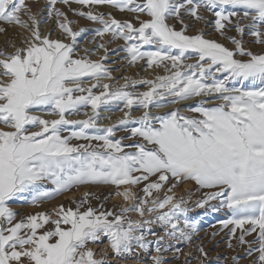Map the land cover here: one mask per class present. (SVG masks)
Masks as SVG:
<instances>
[{
	"label": "snow or ice",
	"instance_id": "obj_1",
	"mask_svg": "<svg viewBox=\"0 0 264 264\" xmlns=\"http://www.w3.org/2000/svg\"><path fill=\"white\" fill-rule=\"evenodd\" d=\"M60 2L84 7L108 4L119 11L145 15L147 19L137 15L136 27L111 14L105 19L103 13L73 10L103 25L96 35L111 33L114 39L131 42L125 49L130 64L146 59L149 68L163 66L176 71L170 76H158L155 81H132L133 86H150L139 94L126 91L127 82L114 90L107 83L82 87L84 78L99 82L114 77L102 63L77 57L75 43L79 33L70 27L72 22L66 13L55 7L57 0H49L48 15L54 11L57 17L64 18L59 27L72 38L71 44L42 35L25 0H0V22L27 32L23 47L12 44L11 53L0 51V264H108L107 250L97 258L89 247L103 238L118 257L136 249L147 251L155 243L157 255L152 256V264H163L161 254L169 250L171 241L190 242L198 231L197 223L187 219L185 199L175 200L173 190L185 182L194 183L197 190H207L196 201L197 208L207 206L213 212H230L231 218L220 221L222 229L231 225L230 236L241 245L248 244V255L256 244L258 264H264V87H229L245 81L264 85V53L247 50L243 41L235 37H226L235 45L230 49L206 39L202 31L188 35L189 26L181 16L183 10L201 21L205 17L200 9L211 11L216 17L215 29L221 35L226 26L223 22L232 23L231 18L237 17L234 27L241 36L245 27L240 21L250 19L249 34L255 43L264 44V0ZM229 8L232 11H227ZM170 18L179 21L180 30L169 25ZM5 31L0 27V33ZM144 45L155 50L141 51ZM98 47L107 52L105 44ZM185 60L195 61L183 65L189 70L186 72L180 70ZM165 61H171L170 68ZM98 86L104 91L95 95L92 88ZM85 92L87 95H83ZM196 97L210 98L187 109L196 115H185L179 108L163 114L151 113L152 107L165 109ZM213 100L219 103L205 106ZM110 101L123 102L129 110L134 105L145 109L140 117L124 112L118 124L129 133L126 137L112 138L116 125L101 129L96 124L97 110ZM88 105L93 117L66 118V113L76 114ZM40 110L59 118L47 120L33 114ZM69 125L80 127L71 135L62 136ZM89 129L95 134H90ZM72 139L102 143L73 145ZM125 139L132 143L125 145ZM43 181H50L54 187L41 191ZM169 181L173 183L167 192L173 194H166L163 199L154 197L153 192L159 193ZM141 183L145 196L129 206L120 205L118 211L103 210L102 204L99 209L93 208L89 202L93 193L86 192L75 209L61 204L52 213L38 212L13 223L17 213L8 205L26 192L33 193L31 203L37 204L80 185H111L116 189L115 196L131 202L137 201L133 189ZM85 205L88 206L84 208ZM165 208L167 211H161ZM130 212L141 219H133ZM181 215L185 217L182 226ZM156 224L165 229L167 239L153 230ZM238 229L240 235L236 237ZM253 233L256 239L247 241L245 237ZM149 235L155 240H150ZM228 246H233L231 241ZM200 252L207 256L202 247Z\"/></svg>",
	"mask_w": 264,
	"mask_h": 264
},
{
	"label": "rangeland",
	"instance_id": "obj_2",
	"mask_svg": "<svg viewBox=\"0 0 264 264\" xmlns=\"http://www.w3.org/2000/svg\"><path fill=\"white\" fill-rule=\"evenodd\" d=\"M137 2L142 3L143 0H137ZM25 3L29 6L31 5V3H32L31 6L38 4V3L39 4L42 3L43 5L46 4V5H48L47 8H48V12H49V8H50L49 0H25ZM75 5H79V4H76L73 2V3H70V5H65V4L61 3L60 0H57L55 7L59 8L61 11L66 13L68 21L72 22L70 24V27L72 28V30L74 32L79 33V35L76 38V43H75L76 53L78 54L77 57L87 55V57L85 56L86 58L96 61L94 58L89 56L88 53L87 54H83V53L79 54L81 47H78V45L82 44V41L84 38H89L91 41H93L94 46L96 45V47H98L99 44L103 43V44H105L106 48H108L107 52H105L106 53V55H105L106 59L101 58L100 61H98V62L102 63L105 68L110 70L111 73H112V71L116 72L118 70L123 71V73L127 72L128 70L131 73H135V70L133 69V67H135V64L137 62L135 64H130L129 61L123 63L122 61H120L121 59L120 60L118 59V60H115V63H117V62H119V63L115 64V66H111L112 60L107 59V57L110 56L109 54H115L114 56L118 55L120 58H123V59L129 58L130 56L125 51V49L128 46V44H130V42H125L123 39H114L112 37L111 33H105V35L103 37L96 35V30L101 29L103 27V25H101L97 22H93V21L87 19L86 17H82V16L77 15L73 11V10H75V8H74ZM103 5L112 7L111 5H108V4L95 5V6H90V7H84V6H80V5L79 6L81 7L80 11L87 12L89 10L93 11V8L96 9L95 7H97V8H99L101 6L103 7ZM67 7H68V9H67ZM112 8H114V7H112ZM114 9L116 11L122 13V14H125L127 12V14L139 15L140 17H143L144 19L148 18L143 14L128 12L126 10L125 11H119L116 8H114ZM216 10H219V9H216ZM227 11H232V9L229 8V9H227ZM200 13L204 14L203 16L205 17V19L197 22V20H195L193 17L184 13L183 10L181 11V16L184 19V23L189 26L188 30H191L194 27L195 22H197L198 26L199 25L201 26V28L198 27V28H200L199 30H195L196 32L193 35L197 34L198 32L205 31V32H203V34L205 33V36H206L207 34H209L208 31H214L213 33H215V36L217 34L216 37H217L218 41L217 40L216 41L224 44L226 47H228L230 49H234L235 45H233L231 43V41L228 40L226 37H235L236 39H241L243 41V44L249 45L248 47H246V46H244V47L247 50H250L255 54L264 53V44L255 43L254 42L255 38L249 34L250 29L247 27V25H250L252 23L251 20L248 19L249 21L246 23V25H244L245 33L243 36H241L240 34H238L236 32L235 27H234L235 23L237 22V17H232L231 18L232 23H228L227 21L223 22V23H225L226 26L223 29L224 35H221L215 29L216 17L212 14V12L211 11L208 12L204 9H200ZM205 13L210 14L209 16H211V17L207 18ZM52 16L56 19H59L58 20L59 22H61V23L64 22V18L63 17H57L55 15L54 11L52 12ZM25 17H27V16H25ZM244 20H247V19H244ZM244 20H241V22ZM167 22L169 23V25L175 27L176 30H180L182 27V25L179 23V21L176 20L175 18H170ZM76 24H77V26H76ZM44 25H46V21L39 23L40 30L42 29V27ZM0 27L11 28V27H16V26H10V25H7L6 23L0 22ZM76 27H77V29H76ZM212 27L214 29H212ZM81 29H84V31L81 32ZM205 29H207L208 31L206 32ZM189 35H192V34H189ZM0 36H5V34L0 33ZM50 37L52 39H58V37H54V36H50ZM6 38L8 40H11L9 37H6ZM105 39H107L108 41H105ZM111 39L113 41H116L117 44L115 43V46L108 47L109 44L113 42ZM71 43H72V38H70L69 44H71ZM0 49H1L0 51H5L2 48H0ZM140 50L141 51H154L155 48L153 46L144 45ZM127 55H128V57H127ZM74 58H76V57H74ZM126 60L127 59H125L124 61H126ZM137 61L138 62L141 61L140 63L144 64V65H139L138 68L140 67V69H137V70L142 71V72H146L147 69H149V68H147V66H145V65H147L146 59H143V60L138 59ZM194 62H195L194 60L182 61L181 67H183L184 64L194 63ZM164 63L165 64L167 63V65H169V67L171 65V61H165ZM171 74H172V72H171ZM170 75H166V76H170ZM112 77H113V75H112ZM120 77H119V79H120ZM88 80H91V78H84L83 82L88 81ZM209 82H211V81L209 80ZM93 84L101 85L100 81L97 82L96 80L93 79V82L86 85L85 88H89ZM148 86L149 85H146V84H138L135 86V90L147 91L150 87V86L149 87ZM242 86L247 87V88L264 87V85H260L259 82H257L256 84H253L251 81H245L243 85H241L240 83L229 84V87H242ZM114 89L115 88H111L110 90H114ZM125 90L132 92V93H135L134 92L135 90L133 91L132 89H130V87H128ZM101 91H104V89L100 86L92 88V92L95 95H99ZM74 95H81V93H74ZM83 95H87V92L83 93ZM208 99H210V98L205 97V98L196 100L194 103H188V104H182V103L187 102V101H183L178 105H169V107L171 106V108L164 110L162 112L161 111L156 112V111H158L157 108L154 107L155 108L154 109L152 107L151 113L153 115L163 114V113L168 112L172 109L179 108L181 110V112H183L185 115H196L194 113L188 112L187 109L190 106L196 105L197 101H199V100H208ZM218 103H219L218 100H213L211 104H206L205 106L210 107V106H213L214 104H218ZM123 108H124L123 102L110 101L107 105H101V107L97 110L99 112V116L101 115V112H107L109 114L116 112V113H122L123 114L120 117V119L112 122L111 123L112 125L109 124V126H107L108 123L103 124V123H100V121L98 119L96 120V124L101 129L111 127L113 125L117 126L115 129V135L112 137L113 139H120L121 137H126L129 135V133L125 132L123 130V127L118 124L119 120L124 118V112L131 111V115H132L134 111H139V110L145 111V109L137 107L135 105L131 108V110H129L127 108L126 110L121 111L120 109H123ZM91 109H92L91 105H88L86 107H81L78 112L81 113L82 110L87 111V110H91ZM103 109H105V111ZM153 111H155V112H153ZM77 113L76 114H67L66 113V118L71 119V120H87L91 116L92 117L94 116V113L92 112V113H90L91 116L88 113H85L88 115H85L86 117H84V118H82L81 116L75 117V116H77ZM33 114L41 116V117L45 116V118H47V119L51 116V115L47 114V110L36 111ZM142 114L136 115V117H140ZM88 116H90V117L88 118ZM132 117H135V116L132 115ZM50 118L51 119H57L59 117L52 115V117H50ZM133 126H135V125H128L129 128L133 127ZM0 127H2V126H0ZM79 127H80L79 125H77V126H71V125L66 126L65 130L61 132V135L62 136H69V135H71L72 131H78ZM33 130L38 131L39 129L34 128ZM88 131L90 132V134H95L93 129H89ZM101 134H103V133L101 132ZM70 143L73 145L89 144V143H91L92 145H97V144H100L102 142L101 141H95V140L87 141V140L72 139L70 141ZM123 143L125 145H127V144L132 143V141L125 139V140H123ZM125 151H132V149L125 148ZM144 183H147V182H144ZM144 183L137 185L133 189V191L136 193L137 201L125 202L123 204L124 206H129V204H131V203H136V202H138V200L140 198H143L145 196L144 192L142 191V189L144 187ZM171 183H173V181H169L168 184L165 186V188L162 189L159 193L153 192V196L158 197L160 199H163L166 194L172 195L173 193L167 192V187L171 186ZM85 186L86 185H80L78 187H74L69 192L62 193L58 196H55L52 199H43V200L39 201L37 204L31 203L33 193L26 192V193L20 194V196L14 198L13 200L8 202L9 207L17 213L16 220L13 221V223L20 221L21 219L27 217L28 215H34L38 212L52 213L53 209L58 208L59 205H61V204H63L66 208L67 207H73V209H75L77 207V203L80 202V200L83 198L85 193L81 194V195L74 196L73 198H69L66 200L64 199V196H66L68 193L70 194L71 191L74 192L75 190H78L79 188H83ZM53 187H54V185H52L50 181L41 182V191L51 190ZM89 187L93 188V189H88L89 191H87V192L93 193V196L89 197V202L93 208L99 209L101 204H102L103 210L118 211L119 206L122 204L115 203V201H113L112 199L114 197H118V198L122 199V197L114 195V193L116 191L114 186L112 187L110 185H90ZM98 188H101V189L98 190ZM196 188H197V186L194 183L185 182L183 184H180L179 186H177L173 190L175 200H179L181 197H183L185 199L186 203L183 205V207H186L189 209V211L187 212V219L189 221H193V222L197 223L198 231L195 234H193V238L190 242H185L183 240L171 241L170 243L172 246L169 248V250L166 252H163L161 254L163 256V264H258V260H257L258 253L254 250L257 247L256 244L252 245V248H253L252 254L248 255V244L241 245L238 243V240L236 238H233L232 236H230L229 228H231L232 226L230 225L229 228H223L222 229V225L220 224V221L231 218V214H230V212H228L227 209H221L218 212H213L207 206L203 209L196 207V201L203 197L204 191H207V190H197ZM188 189H191V192H189ZM62 196H63V198H62ZM73 201H76V203H73ZM123 202H124V200H123ZM211 203L216 204L217 201H211ZM87 206L88 205H85L84 208H86ZM81 210H84V209H81ZM161 211H167V208H165ZM129 216H131L133 219H141V217L137 213H134V212H130ZM53 218H55V216H53ZM184 219H185V217L183 215H181L180 216L181 226L183 224ZM245 227H248V226L246 225ZM153 230L158 235L165 236V239H167L165 229L162 226H160L159 224L153 225ZM214 233H215V235H213ZM239 235H240V230L238 229L236 232V237H239ZM148 238L150 240H153V241L155 240V237H153L151 235H149ZM245 239L247 241H253L256 239V234L253 233L250 236H246ZM229 241H231V243L233 245L232 247L228 246ZM101 243H103V244L108 243V241L106 238H103ZM96 245L97 244H93V247H95ZM90 246H91V244H89V247ZM155 247H156V245H155V243H153L149 246V249L147 251H144L141 249H136L130 255L125 254V256L122 257L123 258L122 263L123 264H142V263L143 264H152V259H151L152 256L157 255V253L155 252ZM201 247L207 253L206 257L200 252ZM177 249H179V251H177ZM234 257L236 259H233Z\"/></svg>",
	"mask_w": 264,
	"mask_h": 264
},
{
	"label": "bare ground",
	"instance_id": "obj_3",
	"mask_svg": "<svg viewBox=\"0 0 264 264\" xmlns=\"http://www.w3.org/2000/svg\"><path fill=\"white\" fill-rule=\"evenodd\" d=\"M41 4V5H40ZM38 3V4H35L33 6L32 3L31 5L29 6L30 9H31V13L33 15H35L37 21L39 23H42L44 21H46V25H44L42 27V29L40 30L41 31V34L42 35H50V36H54V37H58L59 40H61L62 42L64 43H67L69 44L70 43V36H68L60 27H59V24L61 22H59L58 20L59 19H56L54 18L52 15L51 16H48V8L46 4H42V3ZM81 6V5H80ZM79 5H75L74 8L76 11H80L81 10V7ZM59 7V6H58ZM69 7V6H68ZM67 7V9H68ZM63 8V7H62ZM96 9L93 8V13L94 14H100V13H103L104 14V18L105 19H108L109 18V14H111L112 17H114L116 20H119L121 22H124V21H130L131 23H133L136 27H139V21L136 19L137 15H134V14H127V12L125 14H122L118 11H116L114 8L112 7H109V6H106V5H103V7H95ZM67 12V11H66ZM209 12V11H208ZM206 14V17L207 18H210L211 16H209L210 14ZM204 15V14H202ZM213 17V16H212ZM23 19H27V17L25 16H22ZM140 19H144L143 17H140ZM250 20V19H249ZM248 19L247 20H244V21H240L241 22V25L244 26L246 25V23L249 21ZM198 22V21H197ZM197 22L194 23V27L191 29V30H187V34H194L196 31L195 30H199L201 28V26L197 24ZM79 23V22H78ZM77 26V24H76ZM92 26V25H91ZM200 27V28H198ZM6 29L5 32H2L3 34H5V36H0V48H2L3 50H5L6 52L8 53H11L12 51H14L13 47L11 46L12 44H15L16 46H20V47H23L24 46V39L25 37L27 36V32L16 26V27H11V28H8V27H4ZM195 28V29H194ZM77 29V27H76ZM212 29H214L212 27ZM206 32L208 31L207 29H205ZM198 32V31H197ZM202 32H205V31H202ZM209 34H207L205 36V33H204V36L206 39H212V40H217V34L215 36V33H213L214 31H208ZM53 33V34H52ZM6 37H9L11 40H8ZM219 37V36H218ZM221 38V37H220ZM82 40V39H81ZM112 40V39H111ZM223 40V39H222ZM105 41H108L107 39H105ZM113 41V40H112ZM111 41V42H112ZM218 41V40H217ZM226 42V41H225ZM78 43V42H77ZM109 43V42H108ZM107 43V44H108ZM115 43L117 44L116 41H113L112 43L109 44L108 47H113L115 46ZM131 43V42H130ZM245 43V42H244ZM78 45V44H77ZM244 46L248 47L249 45H246L244 44ZM78 47H81V50H80V53H83V54H87L89 56H91L92 58H94L96 61H100L101 58L105 57L106 53H105V50L103 48H99V47H96V45L94 46L93 44V41H91L89 38H84L83 41H82V44L81 45H78ZM85 49H88L89 51L86 53L85 52ZM108 49V48H107ZM1 50V49H0ZM79 51V50H78ZM78 55V54H77ZM110 56L107 57V59L109 60H112V65L111 66H115V64L119 63H115V60H120L122 61L123 63L127 62L130 60V57L129 58H125L127 59L126 61H124L125 59L123 58H120L118 55L114 56L115 54H109ZM87 57V55H85ZM128 57V55H127ZM237 58H241L239 56H237ZM141 62V61H140ZM140 62L137 61V63L135 64V67H133V69L135 70V73H131L129 70L125 73H123V71H112V75L114 77V79L112 80H101L100 81V84H110L112 86V88H117V87H120L122 85H124L126 82L129 84V87L130 89H132L133 91L135 90V86L138 85V84H143V83H137L135 84V86L132 85V81H143V80H153L155 81L157 79L158 76H166V75H170L171 72L173 71H176V69H171L170 67V70H165V68L163 66H160V67H151L149 68L148 65H145L147 66V71L146 72H142V71H139L137 69H140V67L138 68L139 65H144V64H141ZM190 62V61H189ZM167 64V63H166ZM128 67V66H127ZM116 70V69H115ZM181 71H189L188 69L184 68V67H181L180 68ZM139 71V72H138ZM130 75V76H129ZM121 76V77H120ZM120 77V79H119ZM125 77L128 78V80L126 81L125 80ZM93 82V79L91 80H88V81H84L82 83V86L85 87L86 85L90 84ZM91 87V86H90ZM146 87V86H145ZM149 87V86H148ZM145 89V88H144ZM145 91V90H144ZM143 90H135L134 92L136 94H139V93H142L144 92ZM202 98H205V97H196L194 98L193 100L191 101H187L185 103H182V104H188V103H194L196 100L198 99H202ZM154 108V107H153ZM170 107L168 108H165V109H157L158 111L156 112H159V111H164V110H167V109H170ZM127 108H123V110H126ZM155 109V108H154ZM105 111V109H103ZM108 110V109H107ZM92 109L91 110H87V111H81L77 113V116L75 117H79L81 116L82 118L86 117L85 115H90V113H92ZM119 112V111H118ZM121 112V111H120ZM144 111H134L133 112V116L136 117V115H140L142 114ZM155 112V111H153ZM85 113H88V114H85ZM38 114V113H37ZM123 114L122 113H107V112H101V115L99 116L98 120L100 121V123H108L107 126H109V124H111L112 122L114 121H117L118 119H120V117L122 116ZM88 116V118L90 117ZM41 117V116H40ZM52 117V115L50 116ZM45 118V116H42L41 118L42 119H47V120H52L51 118ZM92 117V116H91ZM55 118V117H54ZM58 119V118H57ZM98 121V122H99ZM112 125V124H111ZM90 186V185H89ZM88 185H86L85 187L83 188H79L78 190H75L74 192L71 191V193L69 194H65L66 196H64V199H69V198H73L74 196H77V195H81V194H84L86 193L87 191H89L88 189H93L91 187H89ZM111 186V185H110ZM194 186V185H193ZM82 187V186H81ZM113 187V186H112ZM188 187V186H187ZM107 188V187H106ZM101 189V188H98V190ZM197 189V188H196ZM110 191V190H109ZM63 198V196H62ZM58 200V199H57ZM76 200V199H75ZM113 201H115V203H118V204H124L125 201L123 202V198H118V197H114L112 199ZM194 201V200H193ZM192 202V201H191ZM69 204V203H68ZM193 204V203H192ZM53 205V204H52ZM50 206V205H49ZM55 207V206H54ZM191 207V206H190ZM73 208V207H72ZM91 248H93V250L97 253V257L99 258V256L102 254V252L104 250H107V261H108V264H123L122 263V257H118L116 256L112 251L111 249L108 247V243H97V245L95 247H93V244H91L90 246ZM143 264V263H142Z\"/></svg>",
	"mask_w": 264,
	"mask_h": 264
}]
</instances>
